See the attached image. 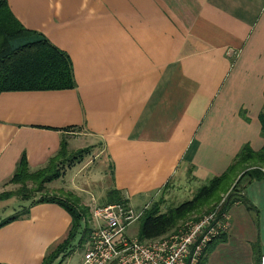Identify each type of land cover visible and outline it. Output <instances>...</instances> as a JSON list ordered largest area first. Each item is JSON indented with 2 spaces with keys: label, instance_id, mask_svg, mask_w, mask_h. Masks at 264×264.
I'll return each instance as SVG.
<instances>
[{
  "label": "crops",
  "instance_id": "0c3cea01",
  "mask_svg": "<svg viewBox=\"0 0 264 264\" xmlns=\"http://www.w3.org/2000/svg\"><path fill=\"white\" fill-rule=\"evenodd\" d=\"M6 2L24 28L67 54L75 86L0 93V194L13 191L22 155L33 172L61 142L67 157L99 149L110 180L103 200L114 189L127 207L143 209L179 181L221 175L244 145L262 148L264 0ZM75 182L68 193L80 199ZM241 194L253 208L228 205L229 226L199 264L260 263L264 180ZM20 205L15 195L0 200V208ZM70 223L56 203L32 205L0 227V264H41Z\"/></svg>",
  "mask_w": 264,
  "mask_h": 264
},
{
  "label": "trees",
  "instance_id": "16d2710c",
  "mask_svg": "<svg viewBox=\"0 0 264 264\" xmlns=\"http://www.w3.org/2000/svg\"><path fill=\"white\" fill-rule=\"evenodd\" d=\"M74 86L72 64L67 54L40 34L24 28L9 11L6 0H0V93L62 90ZM259 121L264 139V104L259 114ZM64 145L65 143L61 142L60 151L48 160L46 166L33 172L29 171L25 156L22 155L10 179L11 183L18 185V188L0 194V200L15 195L22 202L19 210L0 221V227L25 217L30 207L40 202L56 203L70 215L71 223L66 237L43 257L41 264H53L57 259H62L67 252L72 251L77 237L76 244L80 246L88 239L91 231L85 219L89 214L88 207L82 206L73 194L68 193L66 197L40 195L34 198L33 196L34 193L43 190L44 183L58 177L57 166L67 157ZM86 150L73 155L79 156ZM245 178L247 180L244 181L243 188L254 180H264V143L258 151H253L249 146L244 145L225 172L198 187L191 199L163 212L160 211L162 200L143 209L137 219L140 221L137 238L142 241L150 240L176 230L179 224L191 215L214 208L220 194L227 189L229 184L226 185L227 182L236 179L232 188L235 191L236 184ZM235 198L240 199L238 196ZM241 201L248 208H253L245 196L241 197ZM25 202L27 204L24 205ZM117 203L125 204V200L117 190L108 191L105 204ZM227 205L225 203L223 208Z\"/></svg>",
  "mask_w": 264,
  "mask_h": 264
},
{
  "label": "built area",
  "instance_id": "2783aa9c",
  "mask_svg": "<svg viewBox=\"0 0 264 264\" xmlns=\"http://www.w3.org/2000/svg\"><path fill=\"white\" fill-rule=\"evenodd\" d=\"M140 214L122 203L93 205L81 264H199L207 245L229 226L228 215L215 209L184 228L142 241L126 235Z\"/></svg>",
  "mask_w": 264,
  "mask_h": 264
},
{
  "label": "rangeland",
  "instance_id": "374dc122",
  "mask_svg": "<svg viewBox=\"0 0 264 264\" xmlns=\"http://www.w3.org/2000/svg\"><path fill=\"white\" fill-rule=\"evenodd\" d=\"M99 149L97 148H88L86 152L80 153V155L75 156L72 155L71 157H66L64 161H62L57 166L58 171V177L56 179H53L52 181H49L47 183L43 184V190L38 193H34V198L40 196V195H49V196H62L66 197L68 194L67 186H69V183L71 184L73 181L75 182L78 189H83V192L80 193L81 197L79 200H81L82 206L88 207L89 214L85 217L86 223L88 227L92 228V223L90 221V207H92L89 203L91 196L96 200L95 205H105V201L103 200V191L106 186H109L110 180H109V174L107 170V175L103 174L104 168H106V160L102 156H98ZM75 156V157H74ZM46 166V165H45ZM43 166V167H45ZM42 167V168H43ZM99 175V176H98ZM70 178V181H67V179ZM238 178V177H237ZM187 179V178H186ZM182 180L176 183L175 185L170 188L169 191L166 192L164 201L162 202L160 206V211H166L170 207H174L179 205L180 203L189 200L192 198L198 187L201 185H197V183L191 182L188 180ZM91 180V182H90ZM244 180H241L238 184H236L235 191L232 190L233 184L235 183L236 179L234 181L227 182L226 185L227 189L220 194L219 200L214 205V208H212L209 211H202L199 214H193L188 219L182 221L178 229L185 226L188 222L191 221H197L204 215H207L211 211L218 209L220 213L227 214L226 208H228V205L233 203V201H241V191L243 190ZM72 181V182H71ZM257 181V180H254ZM253 182V181H252ZM11 186V189L16 190L18 188V185L16 184H10L9 188ZM102 188V191H101ZM92 193V194H91ZM239 195H236V194ZM238 196L240 199H236L235 197ZM228 204L226 208H223L224 204ZM243 203V202H242ZM27 204V203H23ZM241 208H245L243 205ZM19 210V208H0V219L9 216L14 211ZM135 214L140 213L143 208H132ZM198 218V219H197ZM197 219V220H195ZM140 226V221L135 220L133 221L126 229V235L128 237H137L138 230ZM218 237V236H217ZM78 241L77 239L74 241V246L71 252H67L65 257L67 258L60 264H81L82 263V256L84 252V248L86 246V241L82 243V245L78 246L76 244ZM63 257V258H65ZM57 264V263H56Z\"/></svg>",
  "mask_w": 264,
  "mask_h": 264
}]
</instances>
